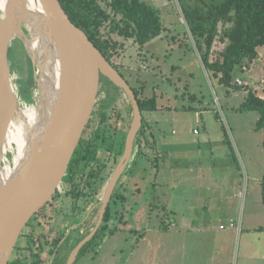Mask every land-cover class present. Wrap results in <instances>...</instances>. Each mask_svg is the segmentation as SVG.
Returning <instances> with one entry per match:
<instances>
[{"label":"rangeland","instance_id":"374dc122","mask_svg":"<svg viewBox=\"0 0 264 264\" xmlns=\"http://www.w3.org/2000/svg\"><path fill=\"white\" fill-rule=\"evenodd\" d=\"M145 1L161 10L168 30L149 41L143 51L129 39L118 60L133 85L145 86L143 95L157 92L160 109L144 113L147 133L141 142L142 154L133 155L138 160L133 177L122 178L125 185L120 191L126 199L114 198L110 230L97 235L76 264H165L163 244L167 234L152 228L177 218L166 209V187L174 190L175 213L191 210L193 219L202 223L212 220L213 231H219L220 225L232 231L234 226L244 228L242 242L256 239L264 244V231L247 233L248 228H264V129L257 127L260 112L240 110L248 91L227 87L208 73L189 34L179 0ZM223 47L218 42L216 49ZM259 54L246 70L238 69L235 78L245 80L264 98V47L259 48ZM9 55L22 106L27 114L35 116V103H27L24 98V91L33 97L37 94L35 79H31L35 69L21 40H13ZM98 93L100 103L105 95L102 85ZM100 108L96 106L95 115ZM116 113L110 111L107 120L112 125L111 134L119 124ZM99 123L101 117L95 116L92 126ZM113 140L108 138L99 150L100 158L106 162L113 154L114 149H108ZM138 144L136 141V150ZM14 150L17 152V145ZM8 159L13 162L11 152ZM108 172L107 167L105 176ZM105 188L106 184L100 196ZM204 206L210 216L198 218L196 210L204 211ZM122 213L125 223L120 221ZM144 231L147 232L142 238ZM179 259L184 260L181 254ZM249 263L239 255L238 264Z\"/></svg>","mask_w":264,"mask_h":264},{"label":"water","instance_id":"95a60500","mask_svg":"<svg viewBox=\"0 0 264 264\" xmlns=\"http://www.w3.org/2000/svg\"><path fill=\"white\" fill-rule=\"evenodd\" d=\"M14 39L22 41L35 68L38 115L30 125L11 71ZM36 43L42 49L39 55ZM102 75L128 94L133 121L103 198L101 219L72 251L68 264L74 263L99 230L116 183L132 157L143 112L131 84L71 20L60 0H0V264H8L24 228L68 174L94 110ZM26 127L32 132L30 146L19 151L12 142V148H6ZM9 152L14 156L12 163Z\"/></svg>","mask_w":264,"mask_h":264},{"label":"trees","instance_id":"16d2710c","mask_svg":"<svg viewBox=\"0 0 264 264\" xmlns=\"http://www.w3.org/2000/svg\"><path fill=\"white\" fill-rule=\"evenodd\" d=\"M60 2L71 20L88 34L105 57L122 74L124 73L118 58L123 55L126 42L129 39H133L138 44L140 51H143L149 41L168 30L163 22L161 10L152 5L150 1L60 0ZM179 2L189 34L193 37L208 73L227 87L235 90H247V98L239 109L243 111L258 110L260 119L257 127L264 129V98L259 96L249 84H239L235 78L236 71L238 69L246 70L244 67L258 58L259 48L264 47V0H179ZM218 42L224 44L223 49H216ZM28 59L33 66L31 59L29 57ZM33 77L32 75V80ZM104 78L106 77L104 76ZM106 81L116 90L120 89L108 78ZM144 89V85L141 88H135L143 115L145 112L160 109L157 92L152 96H145L143 95ZM126 97L128 98V96ZM24 98L27 103H35L34 97L28 91H24ZM128 99L127 120L130 123L133 108ZM106 112L104 111L101 124L99 123L97 129L92 131V135L86 136V131L83 132L70 163V168H72L70 170L76 169L73 167L74 163L77 164V167L83 171L81 178L86 179L87 183L91 185L102 178L101 174L108 165V161L102 160L99 154L101 146L108 138L107 124H102L108 118ZM146 133L144 115L143 125L137 139L139 147L135 154L138 156L142 154L141 142ZM108 149L117 151L115 156V161H117L118 155L122 154L125 149V143H120L117 148L116 140H113L109 142ZM136 161L138 163V160ZM93 163L96 165H92ZM91 165L94 167L92 168ZM89 166L92 171L87 176L86 169ZM70 170L64 181H72L75 178L74 173ZM82 182L78 184L80 185ZM79 185L68 193L77 194ZM262 192L264 202V177ZM125 196L121 191L116 194V197L123 200L126 199ZM113 209L111 203L106 212L105 223L100 230L104 234L110 230ZM124 217L122 213L120 221L123 223L126 222ZM95 238L83 247L81 255L92 245Z\"/></svg>","mask_w":264,"mask_h":264},{"label":"flooded vegetation","instance_id":"af4514ba","mask_svg":"<svg viewBox=\"0 0 264 264\" xmlns=\"http://www.w3.org/2000/svg\"><path fill=\"white\" fill-rule=\"evenodd\" d=\"M122 72L124 73L123 70ZM122 75L127 79V81L131 84L135 91V88L138 87L132 84V82L128 79L125 73ZM101 85L105 94L104 98L100 103H97L99 93L97 94L94 110L83 132L86 131V136H88L87 133H89V135H92V131L96 130L98 127V124L95 127L92 126L93 118L95 116H97V118L100 116L102 119L104 111H107L106 114L108 118L106 119V121L103 122V124H107V128L109 129L108 138H115L116 146H120L121 142L118 143L117 140L121 138V140H124L123 142L126 145L127 135L133 121L132 116V118L130 119V123L127 122V99L129 98L128 100L130 101L131 99L128 94L120 87L119 90H116L113 85L109 84L106 81V78H104L103 75L100 79V88ZM126 96H128V98ZM114 102H116V104L111 109H108L109 106L113 105ZM97 105H100L101 110H99V112H96L97 115H95L94 111ZM110 111H112V113L114 114L116 113L119 122L116 127L114 126L115 128L113 134L110 133L112 125L107 122L109 117H111L109 115ZM127 126L129 127L127 128ZM138 136L139 134L137 135L134 141L132 157L134 153H136L137 148H135V146ZM116 152L117 151L115 149L112 151L113 154L110 158V161L108 162L107 167L110 170V172H108V175L105 176L104 174L105 170L107 169L106 167L101 174L102 178L100 180L98 179V181L93 183L92 185L88 184L86 179L84 180L81 178L83 171H81V169L77 167V164L74 163L75 166L73 165V168L76 169L70 170L72 168L69 167L70 172L72 171V173H74L75 178L72 181H63L60 188L58 189L59 192L57 190L50 198V200L46 203V205L42 207L28 222L20 238L17 241V244L12 252L8 264H68V260L72 251L75 249V247L79 244L81 240H83L87 235H89L93 231V229L96 227L99 220L101 219L103 198L109 180L119 160L123 155V153L119 154L117 161H115ZM132 157V160L130 159L125 171L122 173L121 177L116 183V186L110 198L109 205L111 203L113 204L114 198H116V194L119 193L121 190V186L125 185L122 178H124V176L129 175L133 177V175L137 171V169H135L138 165L136 161L137 158ZM112 162L114 163L112 164ZM92 165L96 164L93 163ZM93 167L94 166H92V168ZM86 170V175L88 176L92 170L90 169V166ZM81 181L83 182L79 185L78 183ZM105 184L106 188L104 190V193L102 194V196H100L102 188L103 186H105ZM78 185L80 187L77 191V194L68 193V191L74 189ZM66 187L67 189L65 193H63V189H65ZM106 212L100 224L99 230L90 241H92L97 236L103 224L105 223ZM60 219H62L63 222H61ZM94 219L96 220L93 224ZM101 233L102 232H100V234ZM88 243H86L85 245H87ZM90 247L88 249H90ZM82 249L79 251L77 259L74 261L73 264H76L81 256L86 255L88 249H86L81 255Z\"/></svg>","mask_w":264,"mask_h":264},{"label":"crops","instance_id":"0c3cea01","mask_svg":"<svg viewBox=\"0 0 264 264\" xmlns=\"http://www.w3.org/2000/svg\"><path fill=\"white\" fill-rule=\"evenodd\" d=\"M154 142H156V138ZM168 168H171L169 164ZM173 192L174 190L166 187L165 206L179 220L171 217L152 228L167 234L163 244L165 264H238L240 254L243 256V261L247 259L249 264H264V244L256 239L242 242L244 228L238 229L237 226H234L232 231L220 225L221 229L217 228L219 231H213L215 226H213L212 220L202 223L200 220L193 219L191 210H182L183 213L180 214L175 213L172 208ZM204 208V211L196 210L198 218L210 216L209 209L205 206ZM263 229L262 226H256L248 228L247 233L249 235L252 232L260 234L264 231ZM146 232L141 233L142 238H145ZM141 242L139 241L137 245L139 246ZM159 247L162 249L161 245ZM179 254L183 256L184 260L179 259ZM131 256H134V252Z\"/></svg>","mask_w":264,"mask_h":264},{"label":"bare ground","instance_id":"6f19581e","mask_svg":"<svg viewBox=\"0 0 264 264\" xmlns=\"http://www.w3.org/2000/svg\"><path fill=\"white\" fill-rule=\"evenodd\" d=\"M38 46H39V44L36 43L35 48H36L38 55H39L41 53L42 49H41V47H38ZM49 62L51 63V61H49ZM29 113H31V112L29 111ZM37 115H38V111L35 114V116L29 115L30 119H26L25 122L29 123V125H30L31 123H33L37 119ZM31 133L32 132H28L27 127L25 129H23V131H21V132L19 131L17 133L16 137H13L8 141L6 148H12V146H13L12 142H16L18 147H19V151L26 150L30 146Z\"/></svg>","mask_w":264,"mask_h":264},{"label":"built area","instance_id":"2783aa9c","mask_svg":"<svg viewBox=\"0 0 264 264\" xmlns=\"http://www.w3.org/2000/svg\"><path fill=\"white\" fill-rule=\"evenodd\" d=\"M244 68L247 69V66H245ZM237 82H238L239 84H247L246 81L243 80V79H241V78H238V79H237Z\"/></svg>","mask_w":264,"mask_h":264}]
</instances>
